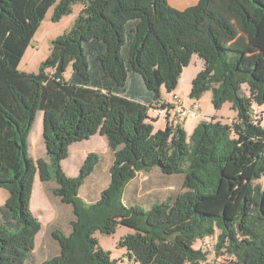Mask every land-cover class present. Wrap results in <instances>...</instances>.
<instances>
[{
  "label": "trees",
  "instance_id": "trees-1",
  "mask_svg": "<svg viewBox=\"0 0 264 264\" xmlns=\"http://www.w3.org/2000/svg\"><path fill=\"white\" fill-rule=\"evenodd\" d=\"M76 4L83 8L75 24L52 42L39 71L21 72L49 11L59 22ZM194 55L205 66L190 97L212 92L215 108L230 103L235 120L212 117L189 135L167 119L156 130L150 110L163 88L177 89ZM255 105H264V0H199L185 10L168 0H0V189L9 192L0 206V264H25L35 250L37 174L56 183L54 195L75 216L69 235L54 233L60 254L40 264H118L95 233L120 226L132 233L119 245L140 264H212L195 244L217 232L224 264H264V127ZM39 112L47 158L35 161L29 140ZM98 133L114 162L109 185L88 204L80 191L101 155L89 153L75 177L62 164L73 144ZM155 168L184 174L182 190L154 204L151 197L148 208L127 202L128 185Z\"/></svg>",
  "mask_w": 264,
  "mask_h": 264
},
{
  "label": "rangeland",
  "instance_id": "rangeland-1",
  "mask_svg": "<svg viewBox=\"0 0 264 264\" xmlns=\"http://www.w3.org/2000/svg\"><path fill=\"white\" fill-rule=\"evenodd\" d=\"M168 2L176 9L185 10L196 5L199 0H168ZM82 8L83 6L81 4L74 5L72 12L69 15L64 16L59 22L52 21L54 9L49 11L46 19L41 24V27L33 38L31 45L27 49V52L19 65V70L21 72L37 73L39 71L41 64L46 61L52 51V42L57 37L68 32L73 27ZM204 66V61L198 55H194L191 64L184 68L177 89L171 93H168L165 88L162 89L163 101H170L172 95L176 94L183 98L186 106H191L194 104L196 99H192L190 97L192 83L196 76L204 69ZM72 71V67L70 66L65 74L66 78L71 77ZM244 92L247 95L249 94L246 87L244 88ZM212 99V92L205 93L204 96L199 100L201 103L199 116L196 118H188L186 121H180L189 135L192 134L195 127L201 121L210 120L212 117H216L218 120L228 123H231L235 120L237 113L232 109V105L230 103L224 104L223 107L218 110L213 105ZM149 116L150 119L148 121L155 126L156 130L166 128L167 120L164 117H161L155 121L151 120L154 117L152 110H150ZM254 117L257 120L262 118V126L264 127V105L261 107L255 105ZM177 123H179V121H177L176 124ZM97 142L98 139L94 137L90 141H86L79 146L81 149H86L89 147V149L86 150L87 153L94 148L97 150L99 149L100 151L93 150V152L104 154L105 152L103 147H101L102 143L99 142V144H97ZM35 143L37 145H35ZM29 145L30 155L35 161L40 158H47V150L43 138V112L38 113L30 136ZM104 147L106 149L105 144ZM35 151H37L36 156L34 154ZM73 151H77L78 154H71L63 161L62 164L65 172L71 177L77 176L81 168L79 167V162H77L81 158V156H79V154H81L80 148ZM85 157L86 155L84 153L82 158ZM107 169H109V167ZM96 172H99L98 168L96 169ZM105 178L108 179L106 174ZM184 179V174L165 175L161 173L158 168H155L148 179L150 180V182H148V186L143 184L144 181H142L140 184L141 178L137 179V181L132 184V187H135L138 192L137 204L141 203L142 199L144 201L143 203L146 204L144 207L148 208L149 206L147 205H152L149 203L151 197H153V200L151 201L153 204L158 203L161 200L168 199L171 197L172 193V197H176V194L182 190ZM94 180H100V176L98 174H93L86 180L85 184L81 188L80 194L85 200L88 199L91 201V199H93L96 195V192L88 194L90 192L91 186H95V184H93ZM101 180L104 181L103 178ZM260 183L264 185V178L260 181ZM55 184L56 183L53 181L47 183L42 182L39 176L36 178V184L31 201V209L34 215L41 221L42 229L36 237L35 250L29 254V258L25 264H40L44 260L59 255L61 247L59 242L54 237V233L69 235L72 231L71 221L75 218L73 207L62 202L59 197L54 195L52 189L56 186ZM99 187L102 189L103 184L99 185ZM141 187H143V190H141ZM132 190L133 189L129 188V192ZM87 194L88 196H86ZM8 196L9 192L7 190L0 189V206L5 204ZM138 197L141 199H138ZM129 233H132L130 228L126 226H120L117 232L113 235H105L101 232H96L95 237L99 241L100 246L104 250L109 251L111 253L112 259L117 260L118 264H140L129 257L128 250L126 248L119 245V241ZM218 234L219 232H217L215 236L200 240L195 244L196 249H201L208 253V261L212 264H224L228 262L227 259H229L228 255L223 256L222 253L216 251Z\"/></svg>",
  "mask_w": 264,
  "mask_h": 264
},
{
  "label": "crops",
  "instance_id": "crops-1",
  "mask_svg": "<svg viewBox=\"0 0 264 264\" xmlns=\"http://www.w3.org/2000/svg\"><path fill=\"white\" fill-rule=\"evenodd\" d=\"M195 102H197V104L199 103L200 104V106H201V103H200V101L199 100H196ZM31 136V135H30ZM94 137H96L97 139H98V142H97V144H99V142H101L102 144H101V147H103V150H104V154H100L101 155V163H100V165L97 167L98 169H99V172H96L95 171V173L94 174H98L99 176H100V180H94V183L93 184H95V186H91V188H90V192L88 193V194H92V193H94V192H96V195H95V197L93 198V199H91V201H89L88 199H84L82 196V198L88 203V204H91V203H94L95 201H97L98 199H99V197H100V194H101V192H102V190H104L108 185H109V182H110V169H111V167H112V165H113V162H114V152H113V150L109 147V144H108V141H107V139H106V137L105 136H102L100 133H98V134H96V135H94L92 138H94ZM91 138V139H92ZM91 139H89V140H87V141H90ZM84 142H86V141H84ZM84 142H79V143H76V144H73L71 147H70V155L71 154H74V155H77L78 154V152L76 151V152H74L73 150H76V149H78V148H80V152H81V154H79V156H81V158H80V160H78L77 162H79V167H82V165L84 164V161H85V159L87 158V156H88V154L89 153H91V152H93V150H97V149H94L93 148V150H91V151H89L88 153H87V149H89V147L88 148H86V149H81V147L79 146L80 144H82V143H84ZM104 144L106 145V149H105V147H104ZM33 145V144H32ZM35 145H37L36 143H35ZM75 147V148H74ZM74 148V149H73ZM99 150V149H98ZM97 150V151H98ZM100 151V150H99ZM82 153H83V155H84V153H85V155H86V157L85 158H82ZM97 153V152H96ZM35 156L37 155V151H35ZM109 167V169H107ZM81 169V168H80ZM107 171H108V173H107ZM79 173H80V171H79ZM105 174H106V176L108 177V179H106L105 178ZM144 175H146V176H144ZM150 175L151 174H147V173H144V172H141L138 176H137V178H135L129 185H128V187H127V191H126V193H125V196H126V200H127V202L129 201V202H131V203H137V194H138V192H137V189L135 188V187H132V184L135 182V181H137V179H139V178H141V180H140V184H141V182L142 181H144V185H146V186H148V182H150V180H148L149 179V177H150ZM37 176H39L38 174H37ZM37 176H36V178H37ZM78 176V175H77ZM92 176V175H91ZM143 177V178H142ZM40 178V177H39ZM104 179V181L103 180H101V179ZM148 178V179H147ZM107 181V182H106ZM35 184H36V179H35ZM35 184H34V187H35ZM103 184V187H102V189H100V187H99V185H102ZM137 185V184H136ZM129 188H131V189H133L131 192H129ZM100 189V190H99ZM141 190H143V187H141ZM88 194L86 195V196H88ZM81 195V194H80ZM138 199H141L140 197H138ZM141 202H144L142 199H141ZM38 236V235H37Z\"/></svg>",
  "mask_w": 264,
  "mask_h": 264
},
{
  "label": "built area",
  "instance_id": "built-area-1",
  "mask_svg": "<svg viewBox=\"0 0 264 264\" xmlns=\"http://www.w3.org/2000/svg\"><path fill=\"white\" fill-rule=\"evenodd\" d=\"M200 109V105L197 104V102L191 106H186L183 98L173 94L170 101H161L151 110L153 111L154 118L156 119L164 117L166 119H171V121H186L188 118L198 117Z\"/></svg>",
  "mask_w": 264,
  "mask_h": 264
},
{
  "label": "clouds",
  "instance_id": "clouds-1",
  "mask_svg": "<svg viewBox=\"0 0 264 264\" xmlns=\"http://www.w3.org/2000/svg\"><path fill=\"white\" fill-rule=\"evenodd\" d=\"M200 107H201V106H200ZM153 119H156V118L153 117ZM159 119H160V118H159ZM165 119H166V118H165ZM156 120H157V119H156ZM166 120H167V119H166ZM166 125H167V124H166Z\"/></svg>",
  "mask_w": 264,
  "mask_h": 264
}]
</instances>
